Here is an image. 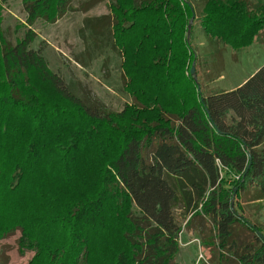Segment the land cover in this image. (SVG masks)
<instances>
[{
  "label": "trees",
  "instance_id": "1",
  "mask_svg": "<svg viewBox=\"0 0 264 264\" xmlns=\"http://www.w3.org/2000/svg\"><path fill=\"white\" fill-rule=\"evenodd\" d=\"M71 1L21 0L29 29L0 51V241L19 231L28 264H176L181 204L210 220L217 264H264V228L241 205L264 201V65L235 90L204 95L189 74L194 27L185 40L194 14L208 43L247 48L264 5L110 0L109 15L84 20L121 56L132 97L157 104L129 125L115 123L129 109L85 104L30 48L34 22H54ZM41 88L55 101L33 98Z\"/></svg>",
  "mask_w": 264,
  "mask_h": 264
},
{
  "label": "rangeland",
  "instance_id": "2",
  "mask_svg": "<svg viewBox=\"0 0 264 264\" xmlns=\"http://www.w3.org/2000/svg\"><path fill=\"white\" fill-rule=\"evenodd\" d=\"M248 1L252 5H264V0ZM109 2L72 0L65 14L54 22L38 18L30 27L36 36L30 48L41 51L50 71L64 81L70 93L82 99L85 104L114 116L129 109L131 117L125 116L122 121L118 118L115 123L131 125L137 120L134 117L144 116L154 110L157 104L150 107L132 97L125 87L121 56L106 37L97 36L84 27V20L109 15ZM192 27V45L199 58L197 67L194 64L195 73L204 95L233 91L264 65V30L251 46L232 50L220 43H208L198 22L192 23ZM28 29L21 0L0 3V51L21 41ZM41 90L43 96L33 98L40 103L55 101L45 88ZM155 98H159L156 92ZM150 117L141 120H155H148ZM241 205L244 214L249 219L251 215L255 216L256 223L264 228V201H241ZM173 216L181 228L175 263L217 264L220 255L211 239L213 231L210 220L200 211L186 214L181 204L174 209ZM19 238L20 232L17 231L0 241V264H28L33 259L34 253L19 252ZM204 241L208 244L212 241L214 247L207 248ZM232 263L230 259L227 262Z\"/></svg>",
  "mask_w": 264,
  "mask_h": 264
},
{
  "label": "water",
  "instance_id": "3",
  "mask_svg": "<svg viewBox=\"0 0 264 264\" xmlns=\"http://www.w3.org/2000/svg\"><path fill=\"white\" fill-rule=\"evenodd\" d=\"M193 20H194V14H192V18L190 19V21L188 23V26H187V34H186V39H185L187 45H189V39H190V33H191V27H192ZM189 74H190V77L192 78V80L194 81V83L197 85V91L200 92V87H199V85L197 83V78H196L194 64H192V66H191V68L189 70ZM249 166L247 167V170L246 171H248ZM261 238H263V237L261 236Z\"/></svg>",
  "mask_w": 264,
  "mask_h": 264
}]
</instances>
